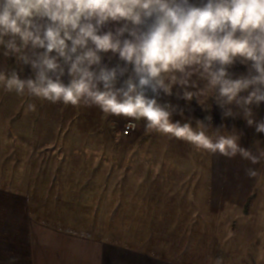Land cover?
I'll return each instance as SVG.
<instances>
[{
	"label": "rangeland",
	"instance_id": "374dc122",
	"mask_svg": "<svg viewBox=\"0 0 264 264\" xmlns=\"http://www.w3.org/2000/svg\"><path fill=\"white\" fill-rule=\"evenodd\" d=\"M0 70L32 75L2 48ZM159 99L175 106L174 121L194 128L201 121L210 136L223 125L235 129L241 147L264 149V133L242 115L186 101L179 88ZM252 110L264 120L263 107ZM132 123L105 118L95 106L53 104L0 87V190L29 196L35 217L57 229L161 249L193 264H264V160L211 154L146 131L142 120Z\"/></svg>",
	"mask_w": 264,
	"mask_h": 264
},
{
	"label": "clouds",
	"instance_id": "9594fccd",
	"mask_svg": "<svg viewBox=\"0 0 264 264\" xmlns=\"http://www.w3.org/2000/svg\"><path fill=\"white\" fill-rule=\"evenodd\" d=\"M0 48L32 71L22 78L0 70L7 92L95 106L105 118H127L131 127L142 120L146 131L211 154L264 160V149L240 146L235 129L221 125L210 136L201 121H174L175 106L159 99L174 88L186 101L211 98L223 116L242 115L264 133L252 110L264 102V0H0ZM237 63L246 73L230 71Z\"/></svg>",
	"mask_w": 264,
	"mask_h": 264
},
{
	"label": "crops",
	"instance_id": "0c3cea01",
	"mask_svg": "<svg viewBox=\"0 0 264 264\" xmlns=\"http://www.w3.org/2000/svg\"><path fill=\"white\" fill-rule=\"evenodd\" d=\"M246 73L244 65L231 69ZM204 106L217 108L209 99ZM253 105L252 107H254ZM259 107L264 108V102ZM0 264H193L161 249L86 237L39 221L27 195L0 190Z\"/></svg>",
	"mask_w": 264,
	"mask_h": 264
}]
</instances>
